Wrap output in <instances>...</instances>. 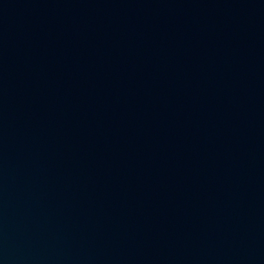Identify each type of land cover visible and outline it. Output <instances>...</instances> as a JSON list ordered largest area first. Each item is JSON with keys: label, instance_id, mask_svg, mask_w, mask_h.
I'll return each mask as SVG.
<instances>
[{"label": "water", "instance_id": "95a60500", "mask_svg": "<svg viewBox=\"0 0 264 264\" xmlns=\"http://www.w3.org/2000/svg\"><path fill=\"white\" fill-rule=\"evenodd\" d=\"M0 264H264V0H0Z\"/></svg>", "mask_w": 264, "mask_h": 264}]
</instances>
